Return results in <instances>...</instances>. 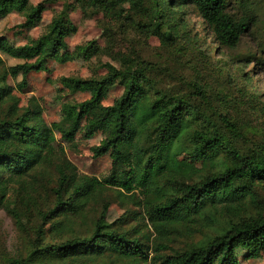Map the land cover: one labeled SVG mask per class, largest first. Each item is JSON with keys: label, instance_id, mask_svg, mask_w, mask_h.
<instances>
[{"label": "trees", "instance_id": "trees-1", "mask_svg": "<svg viewBox=\"0 0 264 264\" xmlns=\"http://www.w3.org/2000/svg\"><path fill=\"white\" fill-rule=\"evenodd\" d=\"M76 2L83 10L134 23L144 33L162 32L166 28L162 32L164 42L178 37V26L183 23L176 14L189 4L222 48L235 51L242 37L248 35L264 51V3L260 19L254 14L237 17L229 13L230 0ZM27 4L28 0H0V19L25 11ZM124 4L129 8L125 9ZM42 11L43 7L37 5L27 13L26 21L40 20ZM138 18L140 21H136ZM68 30L66 21L59 15L31 47L15 48L0 37V53L9 58L26 61L40 56L35 62L8 68L0 58V208L9 210L6 196L11 185L25 187L27 180L37 179L41 167L53 165L52 156L46 152L48 133L41 108L30 104L20 109L8 77L24 79L30 73L45 71L46 61L64 48ZM78 52L86 55L89 50L79 47ZM132 61L127 69L107 65L106 74L98 79H64L72 92L87 91L90 98L68 107L70 115L58 124L57 132L63 140L70 141L82 122L86 132H102L105 137L93 147V156L99 158L110 153L112 169L104 182L71 171L58 172L50 189L54 196L52 204L37 211L40 223L36 233L41 237L43 228L62 215L66 223L56 221L52 226L70 228L90 202H100L101 210L91 221L90 232L41 245L27 257L11 258L5 264H39L32 260L37 251L64 264H86L105 256L117 264H238L237 249L245 250L246 259L264 252V205L258 208L263 200L257 193L258 189L264 191V134L252 149L236 148L231 138L241 135L239 129L228 114L216 113L207 105L203 87L196 86L188 94H170L149 77V63L140 59ZM238 64H242L240 59ZM242 80L248 83L251 79L248 76ZM117 83L123 86L121 96L111 105H103L107 90ZM17 86L22 89L20 84ZM190 100L196 103L193 105ZM219 122L224 130L218 126ZM183 153L200 160L205 167L196 181L185 175V170L191 168L176 161ZM123 166L126 169L121 176ZM106 188L116 189L117 195L132 201L131 192L140 189L143 200L134 204L142 206L158 234L151 248L148 238L135 227H122L124 219L120 218L114 226L104 224L109 207L103 195ZM32 204L35 206L34 199ZM255 207L258 210L252 212L250 208ZM15 219L20 224L17 216ZM181 223H186L182 229L205 228L213 233L177 251L167 245L166 239L178 231ZM150 249L153 256L149 259Z\"/></svg>", "mask_w": 264, "mask_h": 264}, {"label": "rangeland", "instance_id": "rangeland-1", "mask_svg": "<svg viewBox=\"0 0 264 264\" xmlns=\"http://www.w3.org/2000/svg\"><path fill=\"white\" fill-rule=\"evenodd\" d=\"M263 3L264 0H230L227 10L237 17L254 14L260 18ZM37 5L43 7L40 20L26 21L27 13ZM124 8L128 9L129 5L124 4ZM59 15L69 27L64 37V48L55 58L46 61L45 71L30 73L24 79L18 76L15 79L8 77L7 80L12 95L19 101L20 109L30 104L41 108L42 121L48 133L46 152L52 156L53 165L41 167L37 179L27 180L25 187L14 184L8 189L6 200L9 210L0 208V264H5L11 258H25L30 251L41 245L89 233L91 221L100 213L101 203L92 201L72 227L61 229L60 226H52L56 221L66 223L62 215L43 228L44 234L41 237L36 233L40 223L37 211L52 204L54 196L50 189L58 178V172L71 171L77 176L93 177L104 182L109 179L112 169L113 157L110 153L99 158L93 156V147L98 146L105 137L102 132H86L85 122H82L70 141L63 140L57 132L58 124L70 115L68 107L84 103L90 98L87 91L72 92L64 79H98L106 74L107 65L127 69L133 59H140L149 63V77L163 91L183 95L193 91L196 86L203 87L207 105L216 113L228 114L239 129L241 135L231 138L236 148L248 151L264 134V51L258 48L252 36L244 35L235 51L222 48L215 43L210 31L189 4L184 5L176 14L178 19H182L180 23H183L178 26V37L164 42L162 32L166 28H162V32L144 33L134 23L124 22L123 18L83 10L76 0H28L25 11L13 12L0 19V37L15 48L31 47L47 33L51 21ZM138 19L136 21H140ZM79 47H88L89 52L83 55L78 52ZM248 56L250 58L245 60ZM0 58L4 67L8 68L18 63L35 62L40 56L19 61L0 53ZM239 59L242 64L237 65ZM248 76L251 79L248 83L242 80ZM19 84L21 90L17 86ZM122 92L123 86L115 84L107 90L103 105H111ZM195 103L191 101V104ZM218 126L224 130L220 122ZM176 161L191 168L185 170V175L190 176L191 180L196 181L199 174L205 172L202 162L186 153L177 157ZM125 169L121 167V176ZM106 189L103 195L108 199L109 207L104 224L114 226L120 218L124 219L122 227H135L148 238L151 248L158 234L142 206L134 204L143 200L140 189L131 192L133 201L117 195L116 189ZM120 191L126 196L130 195ZM257 193L263 200L259 208L264 205V191L258 189ZM33 199L35 206L32 204ZM258 208L250 210L255 212ZM15 216L20 224L16 223ZM184 224L181 223L178 231L172 232L166 239L167 245L177 251L213 233L211 229L205 228L193 231L187 230L185 226L182 229ZM40 253L37 251L32 260L39 264H64L52 261L46 254ZM148 253L150 259L153 256L152 249ZM244 255V249L236 250L238 264H264L263 251L251 259H246ZM108 257L86 261V264H117Z\"/></svg>", "mask_w": 264, "mask_h": 264}]
</instances>
